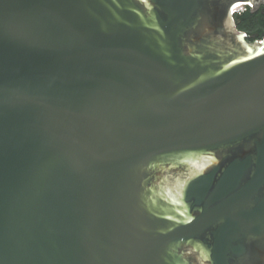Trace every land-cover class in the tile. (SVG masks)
<instances>
[{
    "label": "water",
    "instance_id": "obj_1",
    "mask_svg": "<svg viewBox=\"0 0 264 264\" xmlns=\"http://www.w3.org/2000/svg\"><path fill=\"white\" fill-rule=\"evenodd\" d=\"M241 2L0 0V264H264Z\"/></svg>",
    "mask_w": 264,
    "mask_h": 264
},
{
    "label": "trees",
    "instance_id": "obj_2",
    "mask_svg": "<svg viewBox=\"0 0 264 264\" xmlns=\"http://www.w3.org/2000/svg\"><path fill=\"white\" fill-rule=\"evenodd\" d=\"M234 16L237 28L246 32L249 41L253 40L250 37L253 34H258V39L262 38L264 34V13L260 11L255 14L248 5H245L244 9L235 13Z\"/></svg>",
    "mask_w": 264,
    "mask_h": 264
},
{
    "label": "bare ground",
    "instance_id": "obj_3",
    "mask_svg": "<svg viewBox=\"0 0 264 264\" xmlns=\"http://www.w3.org/2000/svg\"><path fill=\"white\" fill-rule=\"evenodd\" d=\"M245 6V3H238L237 5H235V8H234V11L233 14L237 13L238 10L241 9V7H244Z\"/></svg>",
    "mask_w": 264,
    "mask_h": 264
},
{
    "label": "flooded vegetation",
    "instance_id": "obj_4",
    "mask_svg": "<svg viewBox=\"0 0 264 264\" xmlns=\"http://www.w3.org/2000/svg\"><path fill=\"white\" fill-rule=\"evenodd\" d=\"M262 7H263V4L258 9H256L255 11H253V13L258 14V12H260V11L262 13H264L263 10H262Z\"/></svg>",
    "mask_w": 264,
    "mask_h": 264
},
{
    "label": "built area",
    "instance_id": "obj_5",
    "mask_svg": "<svg viewBox=\"0 0 264 264\" xmlns=\"http://www.w3.org/2000/svg\"><path fill=\"white\" fill-rule=\"evenodd\" d=\"M244 7H245V6H244ZM234 8H235V6L232 7V13L235 12V11H234ZM239 11H240V10H238L237 12H239ZM263 40H264V36H263L262 38H259V39H258V41H263Z\"/></svg>",
    "mask_w": 264,
    "mask_h": 264
},
{
    "label": "rangeland",
    "instance_id": "obj_6",
    "mask_svg": "<svg viewBox=\"0 0 264 264\" xmlns=\"http://www.w3.org/2000/svg\"><path fill=\"white\" fill-rule=\"evenodd\" d=\"M244 9V7H241L240 11H242Z\"/></svg>",
    "mask_w": 264,
    "mask_h": 264
}]
</instances>
